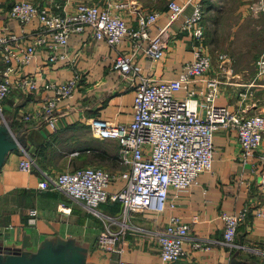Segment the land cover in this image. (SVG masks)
<instances>
[{
	"label": "crops",
	"instance_id": "0c3cea01",
	"mask_svg": "<svg viewBox=\"0 0 264 264\" xmlns=\"http://www.w3.org/2000/svg\"><path fill=\"white\" fill-rule=\"evenodd\" d=\"M80 1L101 8L107 7L109 2H126L124 8L109 9L125 18L131 28L136 27L137 12H156L159 16L149 28V38L164 26H167L165 37L171 38L164 57L151 61L143 51L145 40L137 50L131 40L126 39L111 46L104 40H96L91 29L86 28L69 37L65 58L50 61L47 51L42 48L19 70V75L33 76L39 89L23 92L15 87L0 102L3 118L11 132L18 136L22 147L8 153L0 168V252L5 257L19 254L27 261L41 255L68 254L79 258L82 264H118L121 260L138 264H264V218L253 214L255 209H264L261 188L264 133L255 154L243 160L235 130L218 129L213 136L211 169L200 173L187 190L176 196L170 189L169 201L175 206L167 205L161 213L145 210L125 215L121 203L110 200L100 204L95 213L82 201L65 193L37 187L45 175L52 177L60 172L92 166L114 175L115 179L108 187L110 193L123 188L125 181L119 175L127 167L120 161L119 143L95 136L90 129L91 119L129 123L134 89L140 77L151 80L174 78L182 65L192 59L193 39L189 33L181 32V26L184 17L192 12L195 0H191L183 14L170 24L169 0ZM7 2L0 0V27L8 22L11 29L20 34V25L14 20L8 21L11 2ZM33 27L34 24L26 25L24 31L29 32ZM27 42L29 39L23 43ZM132 53L141 70L134 77H123L112 68L114 59ZM224 58L227 60L225 65H231L232 58L223 55ZM232 67L235 71L225 66L216 70L211 65L204 75L219 79L216 104L235 107L239 103L238 93L253 82L252 97L242 106L246 114H264V93L261 92L264 83L256 82V67L250 81L234 80L243 69ZM74 73L80 75L75 92L71 98L58 103L52 120L22 119L23 114L37 111L44 97L52 94L47 88L49 84L60 83ZM203 84L200 79L193 87L199 89ZM177 95L181 96L182 92ZM22 149L34 161L29 172L18 168ZM59 204L63 208H59ZM243 208H248L249 213L238 226L233 244L228 246L223 243L222 214H235ZM172 215L178 216L189 228L184 242L185 255L177 261L163 263L157 237ZM106 225L111 231H125L121 235L122 243H116L112 250L97 244L99 233ZM197 242L206 248L195 247ZM120 247L122 252H116Z\"/></svg>",
	"mask_w": 264,
	"mask_h": 264
},
{
	"label": "built area",
	"instance_id": "2783aa9c",
	"mask_svg": "<svg viewBox=\"0 0 264 264\" xmlns=\"http://www.w3.org/2000/svg\"><path fill=\"white\" fill-rule=\"evenodd\" d=\"M190 1H168V24L183 14ZM126 6L123 1L109 2L107 7L101 8L80 0H14L7 18L20 25L22 31L15 33L8 22L0 27V102L15 87L23 92L38 91L35 78L19 75V70L29 64L42 48L47 51L50 61L65 58L69 37L86 28L91 29L96 40H104L111 46L126 39L131 40L137 50L145 40V56L151 61L162 59L171 38L165 37L167 26L158 28L155 36H148L149 28L159 14L137 12L136 27L131 28L125 18L109 9ZM249 8L252 12L264 14V0H256ZM202 14L201 2L195 0L192 12L184 17L181 26V32L189 33L193 39L192 59L182 65L174 78L151 80L140 77L134 89L129 123H114L99 118L90 121V129L95 136L119 143L120 161L127 167L119 175L125 181L124 187L110 193L108 187L115 179L114 175L101 168L87 166L52 177L45 175L37 184L40 190H58L82 201L95 213L98 206L108 200L120 202L125 215L145 210L161 213L167 205L170 208L175 206L169 201L170 189L176 196V193L187 190L200 173L211 169L213 136L218 129L235 130L243 160L255 154L263 139L264 114H246L242 106L252 97L254 83L238 93L239 103L235 107L216 104L220 82L214 77L204 76L212 64L204 43ZM29 24H34V27L29 32L24 31V26ZM27 39L29 42L24 44ZM219 57L223 59V55ZM112 68L123 77H134L141 70L133 60V53L117 56ZM79 78L80 75L74 73L60 83L49 84L47 88L52 90V94L44 97L37 111L23 114L22 119L29 121L33 117H41L44 122L52 120L58 103L73 96ZM200 79L204 81L203 86L194 88L193 84ZM256 79L264 80V49L256 61ZM178 92L182 95L178 96ZM22 153L18 168L29 172L34 161L24 149ZM261 188L264 191V174L261 175ZM59 208H63L62 204ZM248 213L249 209L243 208L235 214H222L224 244H233L237 228ZM253 214L264 218V209H255ZM188 229L178 216L169 218L157 237L163 263L177 261L185 255L184 242ZM124 232L123 229L111 231L106 225L99 233L97 244L100 248L112 250L116 243H122ZM194 246L206 248L199 242ZM116 252H122V248H116ZM118 264L138 263L121 260Z\"/></svg>",
	"mask_w": 264,
	"mask_h": 264
},
{
	"label": "rangeland",
	"instance_id": "374dc122",
	"mask_svg": "<svg viewBox=\"0 0 264 264\" xmlns=\"http://www.w3.org/2000/svg\"><path fill=\"white\" fill-rule=\"evenodd\" d=\"M13 1L8 0L7 3ZM255 1L200 0L203 10L201 23L204 26V43L211 56V64L216 70H221L223 66L234 71L232 66L239 70L243 69L234 80L238 78L250 81L256 61L264 49V15L252 12L249 8ZM220 55L231 57V65L230 63L225 65L227 60L221 59ZM219 77L221 79L223 76L220 74ZM255 80L264 83V80ZM261 92L264 93V89ZM3 116L1 113V122L6 119Z\"/></svg>",
	"mask_w": 264,
	"mask_h": 264
},
{
	"label": "water",
	"instance_id": "95a60500",
	"mask_svg": "<svg viewBox=\"0 0 264 264\" xmlns=\"http://www.w3.org/2000/svg\"><path fill=\"white\" fill-rule=\"evenodd\" d=\"M21 147L18 136H15L6 121L3 119L0 125V168L8 153ZM0 264H82L76 256L63 255H46L37 256L30 261H27L23 256L15 254L5 257L0 252Z\"/></svg>",
	"mask_w": 264,
	"mask_h": 264
},
{
	"label": "trees",
	"instance_id": "16d2710c",
	"mask_svg": "<svg viewBox=\"0 0 264 264\" xmlns=\"http://www.w3.org/2000/svg\"><path fill=\"white\" fill-rule=\"evenodd\" d=\"M2 111H3V109H2ZM2 113H4V111Z\"/></svg>",
	"mask_w": 264,
	"mask_h": 264
}]
</instances>
